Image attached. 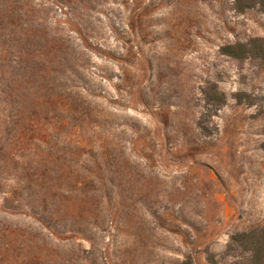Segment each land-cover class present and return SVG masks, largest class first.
<instances>
[{
    "label": "rangeland",
    "instance_id": "1",
    "mask_svg": "<svg viewBox=\"0 0 264 264\" xmlns=\"http://www.w3.org/2000/svg\"><path fill=\"white\" fill-rule=\"evenodd\" d=\"M30 2L37 49L65 61L11 100L26 122L0 95V264L244 263L228 246L264 230V64L222 48L264 38L260 7ZM25 191L50 198L57 229Z\"/></svg>",
    "mask_w": 264,
    "mask_h": 264
},
{
    "label": "trees",
    "instance_id": "2",
    "mask_svg": "<svg viewBox=\"0 0 264 264\" xmlns=\"http://www.w3.org/2000/svg\"><path fill=\"white\" fill-rule=\"evenodd\" d=\"M235 2L240 13H245L256 5L264 13V0H235ZM38 13L39 10L30 0H0V84H7L10 90L8 92L6 88L2 89V87L0 92L4 114L8 116L6 119L26 122V111L21 110L16 112L17 116H12L11 100L19 97L29 76H33L39 71L46 78L49 76L47 74L53 64H56V58L58 65L65 61V54L62 49L56 50L55 55L52 48H47L48 45L46 44L44 45L46 49H37V38L32 29L38 25ZM222 54L239 63L253 60L264 64V38H253L246 44L238 43L225 46L222 48ZM62 87L65 88V86ZM24 90L30 93L29 88H24ZM12 135V132L9 131L8 136L12 137ZM34 189L38 191V188ZM32 191H25L27 194L25 193L26 199L23 202L30 205L36 204L38 208L32 207L29 216L39 221L48 230L51 227L57 229L60 223L58 219H55L57 213H54L55 210L52 206L50 207V198L46 195L34 197ZM84 191L87 195L97 194L98 186L95 182L91 185L87 183ZM8 193L10 194V192ZM33 197L34 201H31L30 199ZM40 203L43 204L40 206ZM22 207L12 205L4 209L13 212ZM231 252L239 255L241 259L242 254L250 255L244 263L237 264H264V230L257 228L236 234L231 238L228 246V253ZM184 264L195 263L188 259Z\"/></svg>",
    "mask_w": 264,
    "mask_h": 264
}]
</instances>
